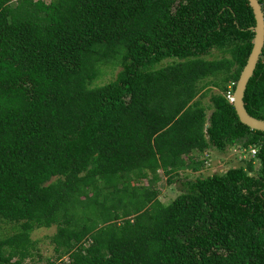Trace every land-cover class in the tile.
I'll use <instances>...</instances> for the list:
<instances>
[{
	"label": "trees",
	"instance_id": "16d2710c",
	"mask_svg": "<svg viewBox=\"0 0 264 264\" xmlns=\"http://www.w3.org/2000/svg\"><path fill=\"white\" fill-rule=\"evenodd\" d=\"M254 25L247 0H0V264L52 226L61 264H264V132L226 97ZM244 102L264 120V49ZM232 145L257 151L159 200Z\"/></svg>",
	"mask_w": 264,
	"mask_h": 264
},
{
	"label": "rangeland",
	"instance_id": "374dc122",
	"mask_svg": "<svg viewBox=\"0 0 264 264\" xmlns=\"http://www.w3.org/2000/svg\"><path fill=\"white\" fill-rule=\"evenodd\" d=\"M49 3L51 0H43ZM220 57L218 53L209 58ZM171 60L165 61L163 65H167ZM121 68L119 66L115 67H102V76L100 79L94 81L93 87L105 85L111 80L115 79V75L119 72ZM209 80V79H208ZM206 80V81H208ZM205 81V82H206ZM211 90V91H209ZM205 92V93H204ZM211 92H218L216 88H210L207 86L199 95L201 103L207 108L208 114L211 111ZM201 94H205L203 97ZM201 96V97H200ZM250 151L244 150L237 145L227 146L224 151L210 148L205 153L196 156L197 159L203 160L205 162L204 167L199 171H194L192 169H186L179 173V176L175 178L173 183L168 182V177L160 172V181L158 183L159 188V200L163 204H169L176 198L185 187L183 182L185 181V176L189 179H194L198 176L207 177L218 173H223L230 168L245 166V160L252 158ZM255 166L258 168L259 164L255 161ZM8 232L12 231L9 224L3 225ZM57 227L52 226L50 228H39L32 232L31 236L34 240L38 241L37 249L38 252H34L33 258L38 264H48V262H55V264H61L62 260H66L67 257L58 259V253L55 252V245L52 242V237L56 233ZM31 258H28L29 261Z\"/></svg>",
	"mask_w": 264,
	"mask_h": 264
},
{
	"label": "water",
	"instance_id": "95a60500",
	"mask_svg": "<svg viewBox=\"0 0 264 264\" xmlns=\"http://www.w3.org/2000/svg\"><path fill=\"white\" fill-rule=\"evenodd\" d=\"M252 9L255 25L250 29L254 32L252 50L236 82L233 106L239 121L251 130L264 132V120L250 115L245 107L244 97L249 80L260 61L264 49V8L259 0H247ZM208 127V125L206 126Z\"/></svg>",
	"mask_w": 264,
	"mask_h": 264
},
{
	"label": "built area",
	"instance_id": "2783aa9c",
	"mask_svg": "<svg viewBox=\"0 0 264 264\" xmlns=\"http://www.w3.org/2000/svg\"><path fill=\"white\" fill-rule=\"evenodd\" d=\"M230 89H229V91L227 92V95H226V97H227V99H228V101L230 102V103H233V101H234V91L232 90V88L231 87H229ZM251 153L252 154H255L256 153V150L255 149H252L251 150Z\"/></svg>",
	"mask_w": 264,
	"mask_h": 264
},
{
	"label": "clouds",
	"instance_id": "9594fccd",
	"mask_svg": "<svg viewBox=\"0 0 264 264\" xmlns=\"http://www.w3.org/2000/svg\"><path fill=\"white\" fill-rule=\"evenodd\" d=\"M252 149H255L256 150V148H250L249 150H247V151H250V153H251V150ZM257 151V150H256ZM252 154V153H251ZM256 154V153H255ZM255 154H252V156H254Z\"/></svg>",
	"mask_w": 264,
	"mask_h": 264
}]
</instances>
